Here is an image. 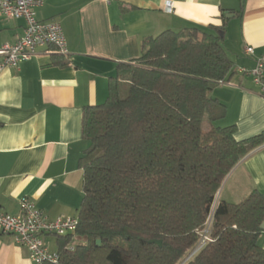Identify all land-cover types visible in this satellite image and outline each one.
Instances as JSON below:
<instances>
[{"label": "trees", "instance_id": "obj_1", "mask_svg": "<svg viewBox=\"0 0 264 264\" xmlns=\"http://www.w3.org/2000/svg\"><path fill=\"white\" fill-rule=\"evenodd\" d=\"M243 9L241 1L239 19ZM222 18L221 27L145 39L139 58L119 65L107 100L85 108L82 137L89 146L79 163L84 197L76 246L67 249L73 235L58 237L57 264H264L258 190L239 203L220 201L211 241L186 258L223 181L264 145V132L238 141L235 126L215 125L227 108L212 91L234 73L224 11Z\"/></svg>", "mask_w": 264, "mask_h": 264}, {"label": "crops", "instance_id": "obj_2", "mask_svg": "<svg viewBox=\"0 0 264 264\" xmlns=\"http://www.w3.org/2000/svg\"><path fill=\"white\" fill-rule=\"evenodd\" d=\"M223 11L224 45L234 73L212 91L227 108L215 125L235 126L236 139L243 141L264 132V98L252 78L238 71L254 68L263 52L264 0H44L37 17L62 26L68 54L44 49L0 73V211L17 216L28 198L50 220L78 217L84 197L79 163L89 146L82 137L85 108L107 100L119 65L139 58L145 39L167 30L221 27ZM25 26L24 19H7L0 11V46L16 43ZM246 47L255 48V56H248ZM254 190L264 195V145L229 173L215 205L239 203ZM42 240L58 252V237ZM258 244L264 249V231ZM0 264L35 263L26 247L0 232Z\"/></svg>", "mask_w": 264, "mask_h": 264}, {"label": "built area", "instance_id": "obj_3", "mask_svg": "<svg viewBox=\"0 0 264 264\" xmlns=\"http://www.w3.org/2000/svg\"><path fill=\"white\" fill-rule=\"evenodd\" d=\"M44 5V0H0V11L7 19H24L26 26L24 35L14 44L0 46V73L6 68H16L21 63L37 57L41 50L54 49L57 53L67 55V40L62 26L58 22H43L37 17L36 11ZM166 10L172 12V4L166 3ZM248 56H255V48L246 47ZM243 75L252 78L259 88V94L264 98V48L256 58L254 68H238ZM220 85L226 84L220 81ZM216 205L205 226L198 230L199 243L190 257L196 256L211 241V227ZM79 225L78 217H59L50 220L45 212L38 208L28 198L22 200V210L17 216L8 215L0 211V232L11 235L14 242L26 247L30 251L31 259L35 264H57L58 252H51L42 237L52 235L64 237L73 235V241L67 246L73 251L76 246V231Z\"/></svg>", "mask_w": 264, "mask_h": 264}, {"label": "rangeland", "instance_id": "obj_4", "mask_svg": "<svg viewBox=\"0 0 264 264\" xmlns=\"http://www.w3.org/2000/svg\"><path fill=\"white\" fill-rule=\"evenodd\" d=\"M127 94V87L124 86L122 89H121V95L122 96H126ZM214 206H212V210H213ZM195 248H193L191 251L188 252L186 258H188L190 256V254L192 253V251L194 250Z\"/></svg>", "mask_w": 264, "mask_h": 264}, {"label": "water", "instance_id": "obj_5", "mask_svg": "<svg viewBox=\"0 0 264 264\" xmlns=\"http://www.w3.org/2000/svg\"><path fill=\"white\" fill-rule=\"evenodd\" d=\"M227 17H229V15ZM232 17H234V15ZM261 230L264 231V222L261 225ZM150 243L151 244H157L160 247L162 246V241H150ZM98 244H100L99 241H98Z\"/></svg>", "mask_w": 264, "mask_h": 264}]
</instances>
